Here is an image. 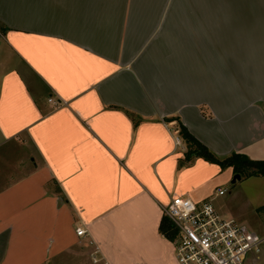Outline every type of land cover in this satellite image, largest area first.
Segmentation results:
<instances>
[{
  "label": "crops",
  "instance_id": "0c3cea01",
  "mask_svg": "<svg viewBox=\"0 0 264 264\" xmlns=\"http://www.w3.org/2000/svg\"><path fill=\"white\" fill-rule=\"evenodd\" d=\"M178 121L264 159V0H0V264H179L173 195L263 231L264 175Z\"/></svg>",
  "mask_w": 264,
  "mask_h": 264
},
{
  "label": "built area",
  "instance_id": "2783aa9c",
  "mask_svg": "<svg viewBox=\"0 0 264 264\" xmlns=\"http://www.w3.org/2000/svg\"><path fill=\"white\" fill-rule=\"evenodd\" d=\"M163 215L176 231L174 253L179 264H255L264 253V231L258 233L221 216L210 201L196 203L173 195L164 205ZM76 234L86 232L77 229ZM91 262L99 264L95 254Z\"/></svg>",
  "mask_w": 264,
  "mask_h": 264
},
{
  "label": "trees",
  "instance_id": "16d2710c",
  "mask_svg": "<svg viewBox=\"0 0 264 264\" xmlns=\"http://www.w3.org/2000/svg\"><path fill=\"white\" fill-rule=\"evenodd\" d=\"M178 131L187 144L186 159L191 156H201L208 161L219 164L221 167L231 166L234 174H239L240 177L264 175V159L252 160L247 155L238 152H233L224 158H218L190 134L180 121H178ZM159 229L167 238H173L176 234L175 229L167 219H163Z\"/></svg>",
  "mask_w": 264,
  "mask_h": 264
},
{
  "label": "rangeland",
  "instance_id": "374dc122",
  "mask_svg": "<svg viewBox=\"0 0 264 264\" xmlns=\"http://www.w3.org/2000/svg\"><path fill=\"white\" fill-rule=\"evenodd\" d=\"M246 178V177H244ZM245 180H240L237 185L240 187L242 185V183H244ZM231 186V184L229 185V187ZM237 186V187H238ZM262 214L259 213V214H255L253 212H250L249 214H247L245 217H244V224H246L249 228L255 230L256 232L258 233H262V229H261V225H259V222H260V216ZM262 231V232H261ZM256 264V263H255Z\"/></svg>",
  "mask_w": 264,
  "mask_h": 264
},
{
  "label": "water",
  "instance_id": "95a60500",
  "mask_svg": "<svg viewBox=\"0 0 264 264\" xmlns=\"http://www.w3.org/2000/svg\"><path fill=\"white\" fill-rule=\"evenodd\" d=\"M237 179H240V175L239 174H234L232 181L234 182Z\"/></svg>",
  "mask_w": 264,
  "mask_h": 264
}]
</instances>
